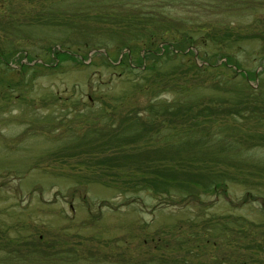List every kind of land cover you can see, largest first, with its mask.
<instances>
[{"label": "rangeland", "instance_id": "obj_1", "mask_svg": "<svg viewBox=\"0 0 264 264\" xmlns=\"http://www.w3.org/2000/svg\"><path fill=\"white\" fill-rule=\"evenodd\" d=\"M208 22L217 24L215 36L223 24L262 34L264 0H0V264H62L59 250L138 264L159 256L264 264V113L214 116L207 131L203 111L195 117L206 101L235 107L241 76L264 92L261 44L234 42L237 63L217 56L219 70L192 76L180 56L144 72L115 61L131 58L128 42L140 67L144 35L179 39L203 34L192 27ZM217 47L192 48L196 66L203 65L199 50ZM232 73L240 76L227 82ZM150 101L174 103L175 114L156 119L163 127L146 132L122 122L136 109L145 121L153 118L143 111ZM205 132L214 136L207 145ZM115 135L139 148L136 160H183L179 171L188 174L209 165L226 186L184 185L172 203L153 208L165 197L135 193L142 186L127 187L125 176L85 165L109 158Z\"/></svg>", "mask_w": 264, "mask_h": 264}, {"label": "trees", "instance_id": "obj_2", "mask_svg": "<svg viewBox=\"0 0 264 264\" xmlns=\"http://www.w3.org/2000/svg\"><path fill=\"white\" fill-rule=\"evenodd\" d=\"M205 7V5H203ZM148 15V14H147ZM148 19L155 20L154 14L149 15ZM162 22L165 20L162 16L158 19ZM255 22V20H254ZM217 26L208 22V24H203V26H193L192 28H197V31L203 30V34H190L189 32L182 33L179 36V39L176 38H166L162 35H144L146 39L145 43V53H144V61L145 63L140 67L134 66L135 63H140L141 58L138 56L134 57L133 52H137L135 47H130L128 42L125 43V47H129L131 58L127 57L125 60L115 59L117 61L118 66L124 65L130 71H139L144 72L146 70H158L159 66L162 62L166 59H175L176 57H184L186 58V68L191 73V76L197 72H205L210 70H219L220 66L217 64V60L214 59L218 56L220 59H225L228 63H237L235 60V54L231 51V47L233 46L234 42H241L244 39H251L252 41H257V43L261 44V53L260 55L264 57V31L262 34H243V33H236L239 29L229 28L228 26L223 24L225 30L222 32L223 34L215 36L211 34L213 29ZM250 28L252 25L250 24ZM209 28L211 29L209 31ZM264 28V26H263ZM204 30H206L204 32ZM209 31V32H207ZM234 37V38H233ZM221 40V41H220ZM227 42L225 43V41ZM231 40V42L229 41ZM218 43V47L211 52L210 54L207 52H202L199 50V56H203V65L200 67L196 66L193 58L191 57L192 48L198 49L199 47L208 45L209 43ZM158 44H162V46H158ZM197 45V46H196ZM173 46V47H172ZM193 46V47H192ZM138 53V52H137ZM133 57V58H132ZM113 60V59H112ZM138 60V61H137ZM133 63V64H132ZM246 75L249 74L252 77H255V73L250 71H245ZM264 72V70H263ZM262 72V73H263ZM240 76L238 73H232L229 75L227 82H231L229 80H234L235 77ZM232 78V79H229ZM242 85L237 88V92L234 93L236 99H232L234 102L235 107H230L231 100H226L225 102L230 103L229 105L223 106H216L213 101L211 100L209 103L203 104V108L199 109L195 117L198 119V115L203 111V128L207 131L211 125L215 123L214 116H218L224 114V116H231L233 119L241 118L246 119L245 117L248 114H258L264 113V92L262 91L261 87H251L247 84V78L241 76ZM239 82V81H238ZM262 83V82H261ZM258 102L262 104H257ZM212 103L213 105H211ZM175 107L174 103H167V102H149L147 106L143 108V111L147 110L154 115L153 118H150L148 121H145L138 113V109L134 111H129L123 118L122 122H126L127 127H130L131 123H136L135 125L140 126L141 128L144 127L146 132H151L152 128H161L164 125V120L157 121V118L173 115ZM246 111H249L246 115ZM134 112V113H132ZM175 114V113H174ZM236 127L234 125H231ZM130 129V128H129ZM208 133L205 132L203 134L204 143H207L213 138L214 136L208 137ZM222 141L223 137L218 136L215 137ZM117 141V142H116ZM127 143L124 141L123 138L116 136L113 139V142L110 144V153H108L109 158H104L102 160H87L85 165L88 167L98 166L101 168H105L106 171H112L111 176L113 178H117V176H125L128 178V181H123L127 185V187L132 184L133 187L142 186L138 188L135 193L140 192V190H148L151 191V194L157 196H163L165 198L163 202H160L159 199L156 204H153L152 207L156 208L160 204H170L173 201L172 192H178L179 187L183 188L186 185L189 189H194L195 187L202 186L203 190H209L212 192L218 191V189L223 190L224 186H226L224 181V174L221 171H217L211 169L212 167L209 165H205V173H197L193 172L188 174L187 172H182L179 170H184L183 167V160H136L137 156H135L134 151L138 150L136 146L129 148L126 146ZM131 152V153H129ZM131 154V155H130ZM192 165V164H191ZM197 165V164H194ZM108 169V170H107ZM144 175V176H141ZM133 176L138 177L135 179ZM203 180H202V179ZM137 180L140 183H136ZM136 183V184H135ZM129 184V185H128ZM194 195L193 192L187 195L186 198ZM185 196V195H183ZM154 198V199H155ZM185 198V199H186ZM170 202V203H169ZM145 200H143V204ZM129 204V203H128ZM208 241L205 240V243ZM216 243H212L215 246ZM85 250V249H84ZM86 251V250H85ZM71 250H59L54 252L55 255L58 256L59 260L62 261V264H75L78 262L79 264H138L137 261L125 260L124 258L120 259L119 255H115L111 258L109 256L104 255L99 257V255L89 253L87 255L82 254L79 257L77 251H74L73 254H70ZM78 256V257H77ZM139 264H184L182 262H176L174 260H169L165 256H159L157 258H150L149 260L139 263ZM215 264H223V263H215Z\"/></svg>", "mask_w": 264, "mask_h": 264}]
</instances>
